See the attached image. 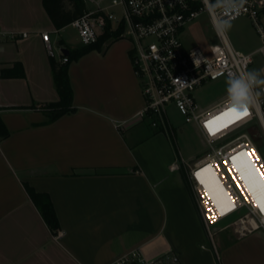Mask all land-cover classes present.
I'll return each instance as SVG.
<instances>
[{
	"label": "crops",
	"instance_id": "0c3cea01",
	"mask_svg": "<svg viewBox=\"0 0 264 264\" xmlns=\"http://www.w3.org/2000/svg\"><path fill=\"white\" fill-rule=\"evenodd\" d=\"M66 26L44 0H0V264H115L136 249L168 264H264V227L240 235L225 224L211 239L184 163L154 148L168 136L140 116L129 39L70 62L72 110L50 120ZM26 186L50 195L57 233Z\"/></svg>",
	"mask_w": 264,
	"mask_h": 264
},
{
	"label": "built area",
	"instance_id": "2783aa9c",
	"mask_svg": "<svg viewBox=\"0 0 264 264\" xmlns=\"http://www.w3.org/2000/svg\"><path fill=\"white\" fill-rule=\"evenodd\" d=\"M85 12L75 19L74 26L81 43H96L107 30L119 32L118 38L131 41V59L139 79L145 105L140 111L153 128L169 130L168 109L175 107L185 121L194 123L205 139L203 156L192 163L183 162L204 226L213 239L212 227L224 219L239 214L223 228L233 227L244 235L264 227V213L256 206V199L240 171L233 166L231 156L249 153L255 168L264 173V159L253 139L252 130L258 125L264 133V85L254 89L260 92L258 108L250 107L249 115L241 119L225 116L212 127L210 134L205 122L229 109L227 97L215 104L202 106L196 92L207 80H217L251 71L254 54H264V0H245L239 14L227 7V0H83ZM207 13L219 45L205 51L199 46L185 45L182 34L187 23ZM245 16L249 18L261 45L251 52L236 49L220 25ZM51 32L42 36L50 51ZM68 58L64 56L63 62ZM234 120V122H233ZM211 165L227 198L233 205L223 212L206 185L195 173ZM231 170V171H230ZM264 182V181H263ZM115 264H168L166 258H146L139 249L116 260Z\"/></svg>",
	"mask_w": 264,
	"mask_h": 264
},
{
	"label": "rangeland",
	"instance_id": "374dc122",
	"mask_svg": "<svg viewBox=\"0 0 264 264\" xmlns=\"http://www.w3.org/2000/svg\"><path fill=\"white\" fill-rule=\"evenodd\" d=\"M226 23L231 24V27L225 32L230 43L236 49L251 52L261 45L260 39L249 18L242 16L229 20ZM57 37L64 39L65 45L70 49L82 45L77 29L71 24L67 25L60 34H57ZM182 38L186 46H199L205 51L209 50L212 46L219 45L218 37L214 32L210 17L207 13L187 23L184 27ZM260 69H264V54L258 52L254 54V64L251 67V71ZM260 75L264 78V72H261ZM227 82L228 79L224 77L217 80H207L196 92L198 102L202 106L209 107L223 100L227 97ZM168 117L174 133L171 129H167L164 132L162 131L161 136H168L169 146L167 147L165 144L156 143L154 148L168 156L172 154L175 161L182 165L184 161L192 163L201 158L206 151L207 145L197 125L186 122L185 117L173 106H170L168 109ZM147 120L149 121V119ZM148 129L151 135H153L154 130L150 127ZM252 134L258 139L257 147L264 159V133L256 125L252 130ZM238 215L236 213L219 222L212 227V232L217 231L220 227L231 222Z\"/></svg>",
	"mask_w": 264,
	"mask_h": 264
},
{
	"label": "trees",
	"instance_id": "16d2710c",
	"mask_svg": "<svg viewBox=\"0 0 264 264\" xmlns=\"http://www.w3.org/2000/svg\"><path fill=\"white\" fill-rule=\"evenodd\" d=\"M68 1L73 4L72 10L65 9L64 0H44V5L58 28L71 24L85 12L86 7L83 0ZM118 35L119 32H111L107 30L100 36L96 43L89 45L82 44L75 49H68L69 54L66 56L68 58L66 62L57 61L53 56L51 57L53 76L56 88L59 92V100L47 104L50 120H55L72 110L73 89L69 77L70 62L79 59L81 56L95 48H101L107 41L119 39ZM61 43H64L63 40H61ZM169 129L173 132L171 125L169 126ZM162 131L163 128L156 129V131H153V135ZM252 137L255 143L258 144L256 136L253 135ZM26 188L52 233H57L60 228V221L50 195L47 192L36 191L31 186H26Z\"/></svg>",
	"mask_w": 264,
	"mask_h": 264
},
{
	"label": "clouds",
	"instance_id": "9594fccd",
	"mask_svg": "<svg viewBox=\"0 0 264 264\" xmlns=\"http://www.w3.org/2000/svg\"><path fill=\"white\" fill-rule=\"evenodd\" d=\"M245 0H227V7L236 14H239L243 8ZM220 27L227 30L231 27L230 23H221ZM264 69L245 72L238 76H233L227 82V105L229 108H235L238 111H246L249 113L250 107L256 106L257 98L261 95L260 92H254V89L260 85H264V78L260 73Z\"/></svg>",
	"mask_w": 264,
	"mask_h": 264
},
{
	"label": "snow or ice",
	"instance_id": "6c2138e0",
	"mask_svg": "<svg viewBox=\"0 0 264 264\" xmlns=\"http://www.w3.org/2000/svg\"><path fill=\"white\" fill-rule=\"evenodd\" d=\"M246 111H238L235 108H229L225 112H222L219 116L213 117L212 120L205 122V127L209 129L210 134L215 135L216 131H219V128L213 129V125L220 121L225 116H234L235 119H241L244 116H247ZM234 122V120H233ZM249 156V153L245 151L238 152L236 155L231 156L230 159L233 163V166L237 168L241 173V178L247 182L249 188L253 190L254 195L256 196V206L260 209L261 213H264V184L260 181H264V173H261L259 178H257V173L260 171L258 168L254 167L253 162L250 159H246ZM211 170V165H207L202 168L200 171H197L195 175L199 179L201 173L209 172ZM231 171V170H230ZM218 184V181H215ZM203 184L204 181L201 180ZM223 191V189H221Z\"/></svg>",
	"mask_w": 264,
	"mask_h": 264
},
{
	"label": "bare ground",
	"instance_id": "6f19581e",
	"mask_svg": "<svg viewBox=\"0 0 264 264\" xmlns=\"http://www.w3.org/2000/svg\"><path fill=\"white\" fill-rule=\"evenodd\" d=\"M246 159H248V158L246 157ZM201 175H202V180L204 181V184L206 185V187L210 191L213 199L219 204L221 210L223 212H227L229 209H231L233 207V205L227 201V198H226V195L224 192V188L222 187L221 183L219 182V180L216 177V175L214 174V172L212 170H210L209 172L201 173ZM257 178H259L258 173H257ZM215 181H218V184ZM260 182L262 184H264L263 181H260ZM221 189H223V191H221ZM251 191L253 193L252 189H251ZM253 195H254V193H253ZM255 199H256V196H255Z\"/></svg>",
	"mask_w": 264,
	"mask_h": 264
},
{
	"label": "water",
	"instance_id": "95a60500",
	"mask_svg": "<svg viewBox=\"0 0 264 264\" xmlns=\"http://www.w3.org/2000/svg\"><path fill=\"white\" fill-rule=\"evenodd\" d=\"M63 52H64L65 54H68V53H69V51H68L67 49H64Z\"/></svg>",
	"mask_w": 264,
	"mask_h": 264
}]
</instances>
